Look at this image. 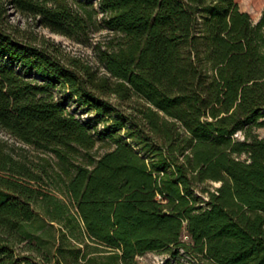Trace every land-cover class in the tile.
<instances>
[{
  "label": "trees",
  "instance_id": "1",
  "mask_svg": "<svg viewBox=\"0 0 264 264\" xmlns=\"http://www.w3.org/2000/svg\"><path fill=\"white\" fill-rule=\"evenodd\" d=\"M10 10L79 44L107 30L103 73ZM260 127L264 7L0 0V131L45 154L0 138V264H264Z\"/></svg>",
  "mask_w": 264,
  "mask_h": 264
},
{
  "label": "rangeland",
  "instance_id": "2",
  "mask_svg": "<svg viewBox=\"0 0 264 264\" xmlns=\"http://www.w3.org/2000/svg\"><path fill=\"white\" fill-rule=\"evenodd\" d=\"M70 3H72V0H69ZM238 7L241 11L248 12L250 14V17L253 22H256L260 17V12L262 8L264 7V0H237ZM10 15V21L20 27L21 29H27L30 31H33L38 34H43L45 36L50 37L51 39H54L56 42L60 43L62 48L65 49L70 55L78 56L82 58L84 61L88 62L90 65L93 66V68L97 69L98 73H103V68L98 62L97 59V52L95 49H93V45L96 41H104L106 36L109 35L107 30L101 29L98 31H95L92 33V37L90 42L87 44H79L76 43L70 39H67L64 36L50 33L47 29L39 28L34 25H32L31 21L13 10L9 11ZM56 95L60 96V91H55ZM114 100V99H113ZM67 111L73 113L78 119L80 120H86L89 115L84 112L83 108H76L75 104L72 102L68 103ZM257 133L261 137H264V127L257 128ZM237 138H241V134L238 133L235 135ZM0 138L6 140L9 144L14 145L17 149L22 148L25 151H23L25 154L29 155L32 159H37L39 156H44L42 152L36 151L31 147H27L17 141H15L13 138H11L9 135L3 133L0 131ZM103 146L107 145V143L102 144ZM107 147H102L100 149V152L104 151ZM20 152V149L18 150ZM209 188H215L218 186L217 182H209L208 184ZM182 239L184 241H188V238L186 235L182 236ZM137 261L139 264H165L167 261H169L171 264H173V258L170 257L169 253L166 250H160V251H152L147 252L141 256H138ZM180 263L181 264H195L196 260L191 256L186 254L183 250L180 249Z\"/></svg>",
  "mask_w": 264,
  "mask_h": 264
},
{
  "label": "built area",
  "instance_id": "3",
  "mask_svg": "<svg viewBox=\"0 0 264 264\" xmlns=\"http://www.w3.org/2000/svg\"><path fill=\"white\" fill-rule=\"evenodd\" d=\"M157 197H158V198H160V196H159V195H158Z\"/></svg>",
  "mask_w": 264,
  "mask_h": 264
}]
</instances>
